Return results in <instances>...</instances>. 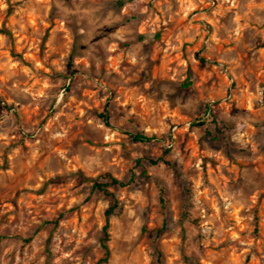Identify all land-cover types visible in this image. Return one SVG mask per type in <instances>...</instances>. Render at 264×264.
Masks as SVG:
<instances>
[{"label":"clouds","instance_id":"9594fccd","mask_svg":"<svg viewBox=\"0 0 264 264\" xmlns=\"http://www.w3.org/2000/svg\"><path fill=\"white\" fill-rule=\"evenodd\" d=\"M259 53L264 0H0V187L21 171L36 177L19 194L21 209L0 219V264H213L206 252L217 244L264 264L250 227L264 192L251 166L264 159V80L248 73L249 62L264 66ZM160 56L180 59L154 77ZM196 66L211 77L199 91ZM85 88L99 110L87 106ZM45 113L47 123L34 115ZM77 126L83 135L74 141ZM138 133L151 143L137 144ZM237 162L238 179L229 174ZM104 173L125 187L108 180L111 195L94 192ZM38 178L68 198L45 193L29 207ZM117 203L121 211L106 215ZM49 204L54 211L44 213ZM68 209L90 219L69 225Z\"/></svg>","mask_w":264,"mask_h":264},{"label":"rangeland","instance_id":"374dc122","mask_svg":"<svg viewBox=\"0 0 264 264\" xmlns=\"http://www.w3.org/2000/svg\"><path fill=\"white\" fill-rule=\"evenodd\" d=\"M5 23H10V21L6 20ZM45 33L43 36V39L45 42H47L49 35H51V26L49 25H45ZM143 37H141L142 39ZM163 37L161 34H158L156 36L157 40H161ZM231 40H225L224 41V47L230 46L231 45ZM185 57L187 56V53L189 51V47L188 45H185L183 48ZM192 51L194 53H196L197 57H199L200 55V46L197 45L195 47L192 48ZM259 55H261L262 57H264V53H259ZM158 59L160 60L159 66H154L153 67V71H152V75L155 77L161 73H163L166 69V67L170 64H174L176 63L177 60L180 59L179 56L173 58V59H168L166 56H160L158 57ZM243 59L247 60L248 59V51L246 50L244 55H243ZM204 59L200 60V63H204ZM217 63H219V61H217ZM69 66H71V61H69ZM264 67L260 64H252L251 62H249V67H248V73L252 76H254L257 79L260 80H264V71H261V68ZM192 73H194L198 78H199V83L196 84V88L199 91L203 85L208 83V79H210L211 77L206 78V73H203L200 71L199 66L196 67H191L189 69ZM213 71L216 72V69L213 68ZM215 79L220 82L221 84H227L228 79L227 77L221 75L219 72L216 73ZM240 83L244 84L245 86H247L248 81L246 79H241ZM193 81L191 79V77H189V79L187 81L184 82V87L185 88H190L192 87ZM230 88H236L237 85L236 84H231L229 85ZM71 90V89H69ZM217 87L214 85L213 86V91H216ZM93 90L85 88V90L83 92H81V96L85 101H91V104L87 105L90 109L91 108H95L97 110H99L101 108V104L96 101L93 97ZM111 106V100L107 101L106 104L103 105L104 111H106V113L109 116V120L111 118V113L108 111L109 107ZM83 107V106H81ZM102 113V112H101ZM36 118H38L40 120L41 123H47L48 119L47 116L48 114L45 113L43 115L41 114H34ZM149 114L148 113H144V116L147 117ZM174 116L176 114H173ZM27 119L32 120L33 116H28L26 114ZM75 132L76 135L73 136V140H79L81 139L83 132H82V128L80 126H77L75 128ZM208 135H211V133L209 132ZM89 144H92L93 141L89 140L88 141ZM150 142L147 143H140L137 142V144H149ZM27 147V146H25ZM186 148L188 151H190L192 153V156L195 157L196 155H198V152L195 150L194 145L192 144L191 141H189L186 145ZM168 153L165 152L164 155H167ZM156 156H160V153L158 151L155 152ZM163 157H161L162 159ZM4 160L5 163L2 167L7 168L8 164H7V153L5 152L4 155ZM45 160H47V157L45 158ZM141 164V161L137 160L136 161V166L139 167ZM43 165H41L42 167ZM252 167L257 169V175H259L260 177H264V159L254 163L253 165H251ZM240 167L239 162H237L236 164L229 166V174L232 175L233 177L238 179V173H237V169ZM129 170H132L131 167H129ZM146 175V174H145ZM36 177H34V174L31 170H25V171H21L10 183L5 184L4 186L0 187V213H6L4 216L0 217V219L3 220H7L8 216L12 214L13 211L15 210H20L21 207L23 206V199L22 197H20V193L21 192H28L29 189L25 187V185L33 182V180ZM39 179V184H37L36 188L34 190H32L30 192L29 195V199L31 201V203L28 205L29 207H35V201L37 196L39 195H44L45 193H47L48 195V200L49 201H55L57 199H67L68 198V192L69 190H66L64 188H58V187H50L49 183H45L44 180L42 178H38ZM135 180V175L133 173V182ZM97 182H101L104 183L107 180L102 179L101 177L96 178ZM109 185L107 186L108 189ZM121 187H125L124 185H122ZM93 191L96 192L97 190L93 188ZM106 195H111V193H107ZM166 194L163 192L162 194V198H163V203L160 205L166 210L167 208V204H168V200L165 199ZM160 202V201H159ZM13 204L14 207L13 208H9L7 207L8 204ZM85 203H88L87 200H85ZM117 205L120 207L119 203H117ZM42 211L44 213H51L53 212V208L51 207V204H49V206L47 208H43ZM56 212L61 213L60 215V219L63 220L64 216H63V211L64 209L57 207L55 209ZM68 214L70 216V219L68 221L69 225H78L79 223H81V221H85L90 219L89 217H87L85 215L87 210H83L80 212V215L77 216L74 213L76 212V209H68ZM121 211V208H120ZM252 213H253V221L251 224V231L252 234L259 238L261 243H264V192H261L258 196V199H256L253 203V207H252ZM37 215H39V212H37ZM183 216H187V212L185 211L183 213ZM99 219V217H97ZM230 222H234L231 221L230 218ZM102 226V225H101ZM154 227V226H152ZM163 230H167V225L165 224L164 229ZM247 229H241V231H246ZM145 231H147V229H145ZM257 251H264V249H257ZM206 255L208 257H212L213 258V264H252V259L251 256L248 255L247 259H244L241 261V259L234 255L233 253L229 252L227 249H224L222 244H217L214 248L209 246L206 252ZM101 257H98V259ZM204 264H207V261L204 262Z\"/></svg>","mask_w":264,"mask_h":264},{"label":"trees","instance_id":"16d2710c","mask_svg":"<svg viewBox=\"0 0 264 264\" xmlns=\"http://www.w3.org/2000/svg\"><path fill=\"white\" fill-rule=\"evenodd\" d=\"M100 116L105 121H109V116L106 113V111H103L102 113H100ZM133 139L136 142H140V143H147V142H150L151 141L146 136H144L142 134H139V133L137 135H135L133 137ZM152 162L155 163V161H152ZM101 178L102 179H105L107 181L108 180H111V184L112 185H120V186H122L121 182L119 180H117L114 176H112L110 173H104V174H102ZM108 185L109 184L106 183V182L101 183V182L95 181L93 188L96 189L99 192H102V193L107 194L108 193V191H107V186ZM162 194H163V190L161 191V194H160V197H159V201H160L161 204L163 203ZM113 212H120V207L117 204L115 205L114 208L109 209V211L106 213V215H111ZM105 234L107 235V229L106 228H105ZM98 260H99V264H104V260H103L102 257L99 258Z\"/></svg>","mask_w":264,"mask_h":264}]
</instances>
